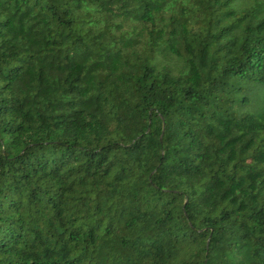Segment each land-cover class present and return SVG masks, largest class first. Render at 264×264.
<instances>
[{"label": "trees", "instance_id": "obj_1", "mask_svg": "<svg viewBox=\"0 0 264 264\" xmlns=\"http://www.w3.org/2000/svg\"><path fill=\"white\" fill-rule=\"evenodd\" d=\"M0 264H264V0H0Z\"/></svg>", "mask_w": 264, "mask_h": 264}]
</instances>
